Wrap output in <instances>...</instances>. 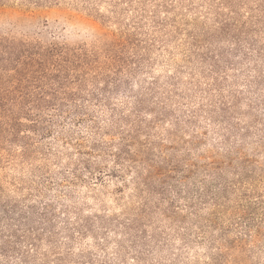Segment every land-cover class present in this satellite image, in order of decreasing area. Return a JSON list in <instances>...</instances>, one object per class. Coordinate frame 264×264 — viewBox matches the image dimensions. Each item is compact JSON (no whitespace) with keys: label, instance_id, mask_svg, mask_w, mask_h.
I'll return each instance as SVG.
<instances>
[{"label":"trees","instance_id":"trees-1","mask_svg":"<svg viewBox=\"0 0 264 264\" xmlns=\"http://www.w3.org/2000/svg\"><path fill=\"white\" fill-rule=\"evenodd\" d=\"M48 10L91 31L35 25ZM159 61L175 66L164 81L153 76ZM184 61L189 93L180 92ZM196 94L208 103L195 108ZM241 103L263 137L264 0H0V264H147L152 241L132 234L135 223L81 207L76 192L125 181L135 162L127 150L147 124L210 116L243 131L231 125ZM213 192L197 200H218ZM216 242L206 241L220 264Z\"/></svg>","mask_w":264,"mask_h":264},{"label":"rangeland","instance_id":"rangeland-1","mask_svg":"<svg viewBox=\"0 0 264 264\" xmlns=\"http://www.w3.org/2000/svg\"><path fill=\"white\" fill-rule=\"evenodd\" d=\"M46 21L51 29L64 27L71 35L91 31L89 25L69 21L56 10L43 12L34 24L42 27ZM199 23L203 24V20ZM112 28L118 30L119 25L113 23ZM179 63L185 66L180 75V92L189 93L192 68L185 61ZM175 72L173 64L159 61L153 76L164 81ZM196 96V104H192L197 105L195 108L209 101L208 95ZM181 102L180 96L175 98L171 110H177ZM245 104L235 109L231 123L233 128L240 124L245 128L243 131L224 129L210 116H201L194 124L183 121L177 124L169 117L154 125L151 121L158 115L156 109L147 115L151 128L138 134L132 140V148L127 150L135 158L131 163L133 172L127 179L110 181L93 196L79 189L73 201L99 214L130 221L132 227L135 223L132 234L152 241L154 251L149 254L147 264H213L206 243L213 236L217 237L214 247H222V254L225 253L220 264H264L263 224L261 233L257 232L264 214L257 204V198L264 196V135L256 130L263 126L255 128V116ZM172 114L178 117L182 113ZM220 186L229 189L224 192ZM208 187L213 188L219 199L197 200L201 190ZM194 204L197 207H192ZM210 217H216L219 224L211 227L207 222ZM204 236L206 239H202ZM89 241L83 246L93 243L92 239Z\"/></svg>","mask_w":264,"mask_h":264}]
</instances>
